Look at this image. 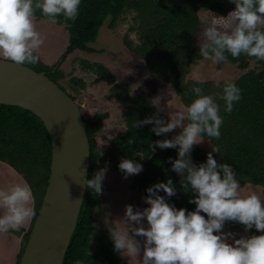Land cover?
I'll use <instances>...</instances> for the list:
<instances>
[{
	"label": "trees",
	"instance_id": "trees-1",
	"mask_svg": "<svg viewBox=\"0 0 264 264\" xmlns=\"http://www.w3.org/2000/svg\"><path fill=\"white\" fill-rule=\"evenodd\" d=\"M201 10L213 16L227 17L229 12L235 10V5L231 0H81L75 21H65L63 16L57 18L56 25L62 26L67 35V46L59 61L47 65L40 58L36 65H25L36 72H44L78 103L90 144L87 179H92L99 169L104 168V162H108L110 169L118 176L124 177L118 165L122 160L130 159L143 168L139 174L126 178L130 191H137L146 197V189L171 179L176 194L167 197L160 191L157 195L164 197L177 210L183 208L191 212L196 208L195 204L189 202L195 198V193L190 188L183 189L180 183L182 177L172 171L170 161L177 159L178 147L163 150L155 148V151L151 147L155 141L171 139L176 136L175 133L172 131L157 136L151 131L154 125L136 127L138 122L146 118L156 116L163 119L156 107L147 102L145 93L131 92L129 85L118 82L116 76L102 63L77 60L79 68L93 76L94 84L107 86L108 92L103 98L117 105L123 123V129L111 139L107 150H100L96 139L109 114L95 112L88 115L85 108H81V93L87 89L88 83L82 77L64 73L60 67L75 51L97 53L89 45L94 43L105 24L108 29L115 31L119 24L129 20L127 33L122 39L123 45L143 61L150 75L172 88L183 108L196 98L191 91L194 87H200L205 95L216 97L223 118L220 138L217 140L203 136L211 149L195 145L190 154L193 164L198 166L205 163L211 154L218 164L231 166L241 188L249 184L264 190V61L244 54L233 58L225 53L226 63L244 71L237 79L216 82L190 78L195 64L204 59L199 55ZM35 16L37 21L47 20L40 10L35 12ZM209 16L212 20V16ZM65 23L70 27L65 28ZM132 33L135 40L129 37ZM226 63H217L216 66L220 69ZM229 82L241 89V99L234 103L231 113L224 110L225 103L219 98ZM0 163L13 170L31 187L37 214L50 175L51 142L43 123L31 112L15 106L0 105ZM100 196L91 189H85L63 264L123 263L120 251L115 250L108 234L93 237L94 213L100 205ZM34 219L19 231H8L20 242L14 264H19ZM225 225L231 226V223L226 222ZM232 226L245 230L237 222ZM246 232L247 238L262 234L255 228Z\"/></svg>",
	"mask_w": 264,
	"mask_h": 264
},
{
	"label": "clouds",
	"instance_id": "clouds-1",
	"mask_svg": "<svg viewBox=\"0 0 264 264\" xmlns=\"http://www.w3.org/2000/svg\"><path fill=\"white\" fill-rule=\"evenodd\" d=\"M231 2L235 10L227 17L209 13L213 19L203 32L199 55L214 63H226L225 53L233 58L244 54L264 61V0ZM80 3L81 0H0V56L15 66L36 65L40 57L35 53L44 39L37 30L35 12L40 10L47 23L55 25L59 16L75 21ZM63 26L70 27L67 23ZM191 91L196 98L183 110L171 113L167 122L153 116L136 127L154 125L151 131L157 136L181 130L171 139L155 141L151 147L153 151L178 147L177 159L170 161L172 171L182 177L183 189L190 188L195 193L189 202L196 208L191 212L177 210L157 195L163 191L167 197L174 196L172 180L157 183L146 189L144 203L149 207L141 211L125 206L123 227L111 231L114 248L134 258L136 264H264V201L255 191L242 196L234 170L228 164H218L213 155L209 154L206 162L198 166L190 158L193 147L204 141L203 136L220 138L223 124L216 97L203 94L200 87ZM219 98L225 103L224 110L231 113L234 103L241 99V89L226 83ZM118 168L125 178L143 170L141 164L130 159L122 160ZM107 171V167L99 169L92 179H84V187L102 195ZM34 205L35 197L27 183L0 189V233L19 231L30 224L36 218ZM142 220H146L147 228ZM226 222H237L245 231L255 228L262 234L235 239L230 244L226 241L233 234L222 232ZM136 237L143 238L142 256Z\"/></svg>",
	"mask_w": 264,
	"mask_h": 264
},
{
	"label": "rangeland",
	"instance_id": "rangeland-1",
	"mask_svg": "<svg viewBox=\"0 0 264 264\" xmlns=\"http://www.w3.org/2000/svg\"><path fill=\"white\" fill-rule=\"evenodd\" d=\"M199 20L201 22V42L203 32L212 23V20L205 10L199 12ZM35 23L37 30L44 39L43 45L36 54L41 58L43 63L52 65L59 61L60 56L65 51L67 46L66 31L62 26L47 23V20H35ZM129 23L130 21L128 20L119 24L115 31L108 29L105 24L99 30L94 43L89 45L97 53L86 54L75 51L60 66L64 73H71L73 76L82 77L88 83L87 89L81 93V108H85L88 115L95 112H108L109 114L108 119L103 124V128L97 135V147L100 150H107L111 139L123 129V123L121 122L117 105L113 102L105 101L103 98L108 92L107 86L101 83L94 84L93 76L83 72L79 68L77 60L86 59L91 62L102 63L116 76L118 82L127 83L131 92H144L147 102L156 107L157 112L165 121L168 120L171 113L183 110L172 88L150 75L143 61L130 53L123 45L122 39L127 33ZM129 37L132 40L136 39L133 33ZM0 58L4 59L2 56ZM216 64L211 60L205 59L197 62L192 69L190 78L196 81H234L244 73V71L238 70L236 66L229 63L224 64L220 69L217 68ZM180 131V129H176L173 133L178 135ZM197 145L209 150L211 149V146L206 140ZM108 164V162H104V168L107 167L108 171L103 181L104 192L100 196V205L94 213L95 231L93 237L101 234H108L111 237V231H119L123 227L121 221L124 218L125 206L132 205L134 210L139 209L141 211L149 207V205L144 203L145 197L141 196L138 192L130 191L128 189L127 179L118 176L110 169ZM23 183L19 175L5 164L0 163V189L7 190L13 185ZM247 185L241 188V195L246 196L250 191H255L261 200L264 201V190L262 188ZM2 214V211H0V215ZM141 223L147 228L146 220H142ZM230 223L231 226L224 225L222 229L223 233L233 234L226 242L231 244L235 239L247 238L248 233L245 230H238L232 226L234 222ZM26 226L28 225L24 227ZM129 234L131 235V233ZM136 239L141 244L142 256L143 238L136 237ZM19 248L20 242L18 238L8 232L0 233V264H14ZM120 253L123 259L122 264H136L134 258L126 256L122 251Z\"/></svg>",
	"mask_w": 264,
	"mask_h": 264
},
{
	"label": "water",
	"instance_id": "water-1",
	"mask_svg": "<svg viewBox=\"0 0 264 264\" xmlns=\"http://www.w3.org/2000/svg\"><path fill=\"white\" fill-rule=\"evenodd\" d=\"M0 105L34 114L51 142L50 175L19 264H63L89 169L90 144L80 107L44 72L2 58Z\"/></svg>",
	"mask_w": 264,
	"mask_h": 264
}]
</instances>
